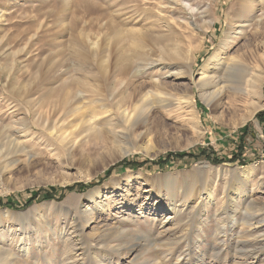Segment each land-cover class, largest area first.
I'll return each mask as SVG.
<instances>
[{
    "label": "rangeland",
    "instance_id": "374dc122",
    "mask_svg": "<svg viewBox=\"0 0 264 264\" xmlns=\"http://www.w3.org/2000/svg\"><path fill=\"white\" fill-rule=\"evenodd\" d=\"M0 198V264H264V0H0Z\"/></svg>",
    "mask_w": 264,
    "mask_h": 264
},
{
    "label": "bare ground",
    "instance_id": "6f19581e",
    "mask_svg": "<svg viewBox=\"0 0 264 264\" xmlns=\"http://www.w3.org/2000/svg\"><path fill=\"white\" fill-rule=\"evenodd\" d=\"M252 2H254V0H252ZM253 9H254V7H251V8L249 7V10H253ZM256 17H257L256 24L259 26V24H260V22H262L263 18H262L261 15H259V16L257 15ZM240 30H241L240 33L242 34L243 33V28H241ZM227 44H228L227 46L225 45L226 49L223 51V53H221V51L215 52L212 55V57L207 59L204 62V65L201 67V73H200L201 77H200L199 82L196 85L199 88L201 96L207 101L213 100L216 96H219V95H221L223 93L222 90H221L222 88L221 89L219 88L217 90L215 89L214 91L212 89L215 86H218L220 84V82H218V80H216V78H219L218 76H220V75L217 74V72H220L221 70H230V69L233 70L235 68V66H236L235 62L229 63V62L226 61L227 57L226 56L224 57V55L229 52L228 50L233 46L234 41L232 40V41H230ZM169 67H171V66H169ZM186 100H187L186 102L190 105L189 94H188V99H186ZM190 107H191V105H190ZM192 113H193V111H192ZM191 119H192V116L190 117V120ZM260 182H263V181L260 180ZM257 184H258V182H257ZM100 204L102 205V203H100ZM235 216H236V213L233 215V219H235L234 224H238V222L241 221V220H239L238 218H235ZM251 219L252 218H250V216L246 215L243 218V221L240 222L241 223V227H243L246 232L251 230V224H250V220ZM220 233L221 232H217L215 236H218Z\"/></svg>",
    "mask_w": 264,
    "mask_h": 264
},
{
    "label": "trees",
    "instance_id": "16d2710c",
    "mask_svg": "<svg viewBox=\"0 0 264 264\" xmlns=\"http://www.w3.org/2000/svg\"><path fill=\"white\" fill-rule=\"evenodd\" d=\"M240 153H243V150H241ZM186 156H189V157L193 158V157H195L197 155H196L195 152H182V153H179L178 154V157H181V158H184ZM206 157L209 160H211L213 163L223 161V160H220V158L212 157L211 154L206 155ZM237 157H238V155L235 158H237ZM170 158H171L170 156H168L166 159L160 158L157 161V164L162 165V166H165L169 162ZM145 161L146 160L141 161V162H136L135 161V162H130V163L122 161V162L118 163L114 168L122 167V168H125L126 169L128 166H131L133 168H139V167H141L142 165L145 164ZM231 161H235V159H231ZM111 170H110V172H111ZM87 186H89V184L88 185H85V184H82L81 183V184H77V185H74V186H69L68 188L70 190H73V189H84V188H87ZM38 197H42V199H51V198H54L55 195L53 193V189H51V191H46V192H44L41 195L39 194V192H36V193H34L32 195V197L29 199V201L26 204L28 205V204L34 202ZM0 206H4V207L5 206L6 207L8 206V207L15 208L17 205H16V202H14V201L8 200V201L5 202L3 199L0 198Z\"/></svg>",
    "mask_w": 264,
    "mask_h": 264
}]
</instances>
